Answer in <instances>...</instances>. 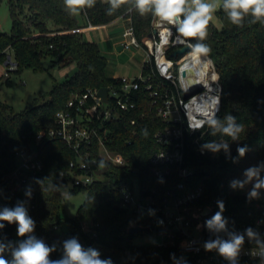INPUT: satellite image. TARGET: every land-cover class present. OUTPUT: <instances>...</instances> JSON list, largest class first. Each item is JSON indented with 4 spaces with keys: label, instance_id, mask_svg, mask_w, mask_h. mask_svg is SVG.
I'll list each match as a JSON object with an SVG mask.
<instances>
[{
    "label": "trees",
    "instance_id": "16d2710c",
    "mask_svg": "<svg viewBox=\"0 0 264 264\" xmlns=\"http://www.w3.org/2000/svg\"><path fill=\"white\" fill-rule=\"evenodd\" d=\"M7 1L11 29L9 33H0V64L10 57L15 64L11 71L16 73L24 69L49 72V68L69 65H75L76 71L62 82L55 81L50 92L41 94L20 113H15L12 107L0 101V211L4 207L14 208L18 203L23 204L35 224L31 235L35 234L38 240L55 248L51 255L53 260L62 257L66 240L77 238L85 248L99 250L102 259L110 257L112 264H142L151 259L152 246L135 245L134 241L152 236L154 229L129 233L130 227L144 224L135 222L130 210L122 207L120 186L129 182L134 187L132 180L137 179L141 188L164 193L182 184V192L202 188L200 206H209L213 199H224L222 217L226 223L220 233L225 240L232 234H243L245 239L241 247L264 246L260 240L264 232V189L259 191L257 198L249 197L252 188L246 193H233L231 189L240 176L245 159V155H238V147L247 146V152L255 151V168L264 166V24H252L246 18L243 27H239L228 20L222 9H218L216 13L221 28L217 29L209 22L207 37L202 41L210 48L208 56L214 63L221 85V109L217 116L223 121L230 114L244 126L245 131L238 140L233 141L219 133L213 135L208 125L194 136L186 130L182 167L191 170V174L180 178L177 171L172 170L168 176H156L152 172L150 158L163 147L156 142L155 135L168 124L156 114L161 99L153 98L146 87L149 83L154 90L161 83L170 85L152 72V65L145 63L142 75L150 76V80L146 84L139 83L133 91L134 107L120 112L115 121L96 125L97 134L102 137L106 149L120 154L125 166L114 167L104 162L103 179L86 188H78L71 185L72 174H76V170L71 171L69 167L77 154L61 139L49 134L58 128L56 113L66 108L70 98L88 89H118L119 78L106 75L107 59L96 43L87 41L79 32L82 26L77 15L69 13L64 0ZM108 7L107 1L96 0L94 7L82 9L79 15L93 27L125 19L132 24L138 44L144 47L150 33L152 14L128 11L131 5L125 4L113 15H108ZM189 40L191 44L197 43L196 39ZM172 53L168 52L169 58L178 60L172 57ZM46 59L50 60L48 68L44 66ZM2 78L0 76V87L10 82ZM159 91L163 93L164 89L159 88ZM39 134L44 136L36 143ZM214 140L228 143V150L214 153L204 147L205 143ZM33 147L42 162V171L36 175L29 174L23 185L8 180L19 164L17 152ZM97 148L94 144L93 155H97ZM259 175L264 179V170ZM29 189L35 196L26 203L24 196ZM65 191L70 194L83 191L86 194L73 217L61 216L62 193ZM219 211L218 206L214 214ZM64 224L69 229L66 233L60 231ZM249 228L258 234L257 240H249L246 235ZM16 229L15 224L7 223L2 229L10 234L0 238V244L6 248L5 258L11 254L9 246H18L14 242ZM157 257L173 264H188L189 261L178 248L172 247L159 249Z\"/></svg>",
    "mask_w": 264,
    "mask_h": 264
},
{
    "label": "built area",
    "instance_id": "2783aa9c",
    "mask_svg": "<svg viewBox=\"0 0 264 264\" xmlns=\"http://www.w3.org/2000/svg\"><path fill=\"white\" fill-rule=\"evenodd\" d=\"M154 29L156 33L152 38L148 37L144 47H141L136 40L133 26L129 23L122 33V47L126 50L130 47L145 50L147 59L143 64L152 65V72L170 85L161 83L155 90L151 83L146 87L153 98L161 99L156 114L168 124L155 135L156 142L163 149L155 152L150 158L152 172L158 177H164L176 170L180 178H185L191 174V170L182 167L185 131L191 136L200 133L207 126L205 121L215 110L218 101L219 111L216 115L219 114L221 85L214 63L208 55L197 57L188 68L186 65L192 58L184 57L191 53V50L181 57H176L178 60L169 58V51L174 52L191 44L188 38L180 36L175 26L153 17L150 32ZM4 65L8 71L15 69L10 57ZM8 71L4 74L6 78L9 76ZM149 80L150 76L144 77L141 68L137 78L122 77L119 78L118 89L107 88V102L102 101L99 90L88 89L70 98L66 108L56 113L58 128L49 134L61 139L77 154L76 160L69 165L71 171L76 170V174H72V187L86 188L93 182L102 180L104 169L100 167L101 161L114 167L125 166V160L120 154L106 149L102 137L97 134L96 125L115 121L120 112L132 109L133 91L138 88L139 83L146 84ZM193 84L200 85L201 89L187 97ZM159 88H163L164 92L160 93ZM43 136L44 134H39L35 139L36 143L40 142ZM197 139L198 137L195 142ZM94 144L98 147L97 155L91 153ZM16 156L19 164L8 178L11 182L17 181L23 185L29 174L36 175L42 171V162L34 147L20 150ZM132 183L136 187L135 192L129 182L120 186L121 205L130 210L135 222L144 224L134 226L144 230L153 228L154 234L159 238V242L152 246L150 251L151 259L142 264H173L157 257V251L167 247L178 248L189 260L188 264H264V246L241 247L235 261L220 256L217 250L205 249L206 242L217 238L224 239L220 231L209 229L206 223L215 215L214 209L219 203L224 204L223 198L213 199L209 206L203 207L199 205L201 187L182 192L183 185L178 184L171 190L158 193L156 190H148L147 187L141 188L137 179H133ZM34 196L32 191L30 195L24 196V201L29 203ZM205 210H208V213L205 214ZM8 236L10 234L0 229V238ZM260 240L264 243V232L261 233Z\"/></svg>",
    "mask_w": 264,
    "mask_h": 264
},
{
    "label": "clouds",
    "instance_id": "9594fccd",
    "mask_svg": "<svg viewBox=\"0 0 264 264\" xmlns=\"http://www.w3.org/2000/svg\"><path fill=\"white\" fill-rule=\"evenodd\" d=\"M96 0H64L66 9L72 15H78L84 8L95 6ZM109 5L108 15H113L125 4H130L128 11L135 10L140 15L151 13L154 18L162 22H167L176 27L181 37L196 39L197 43L190 44L191 56H207L210 52L208 45L202 43L207 37L209 22L213 19L214 13L222 9L228 20L236 26L243 27L244 21L264 24V0H107ZM219 103V101H218ZM218 103L215 110L206 119L205 123L210 128L213 135L220 134L227 136L231 140H238L240 134L245 131L244 126L236 122V117L228 114L221 121L216 113L219 111ZM204 147L212 152H219L221 149L227 151L228 143L210 141ZM248 151L247 146L238 147L237 152L243 157ZM100 167H104L101 161ZM261 168H249L245 172L246 179L242 182H233L232 187H243L245 184L255 181L249 193L250 198H257L259 191L264 189V179L260 178ZM27 194H31V189ZM65 199H70V193L63 192ZM220 211L212 219L208 220L207 227L216 231L225 229V220L222 217L224 205L219 203ZM7 224L17 226L18 237L25 238L18 243V246L11 247V259L3 255L6 248L0 244V264H112V260L102 259L99 250L89 247L85 248L77 238H71L63 244V255L60 259H51L54 247L47 246L42 240H38L31 235L34 231V221L28 215L23 204L18 203L14 208L4 207L0 211V229ZM249 240H257L258 234L251 228L246 230ZM243 234L230 235L229 239H215L205 243L204 247L208 251L217 250L219 255L229 261H235L241 246L244 243Z\"/></svg>",
    "mask_w": 264,
    "mask_h": 264
},
{
    "label": "rangeland",
    "instance_id": "374dc122",
    "mask_svg": "<svg viewBox=\"0 0 264 264\" xmlns=\"http://www.w3.org/2000/svg\"><path fill=\"white\" fill-rule=\"evenodd\" d=\"M107 1V0H104ZM217 12V11H216ZM214 13L213 19L210 23L217 29L221 28V22L217 13ZM78 22L81 26L86 25L84 19L78 14ZM11 29V19L8 9V1L2 0L0 2V33H9ZM121 30L116 28H96L88 30L83 33L87 41L96 43L102 53L107 59L106 75L109 77H127L129 79L137 78L140 75L143 63L147 59L146 53L135 47L118 51L117 47L122 42L120 38ZM12 60V59H11ZM50 60H44V66L48 68ZM14 70V69H12ZM8 71L4 64H0V76ZM76 71L75 65L67 67L49 68V72L45 70L33 71L32 69H24L19 73L8 71L9 76L2 78L9 79V84H4L0 87V101L12 107L15 113L22 112L26 107L32 105L41 94L50 92L55 81L62 82L67 75H73ZM175 73V70H173ZM255 151L247 152L243 161L240 176L234 182H242L246 179L245 172L247 169L255 167L254 163ZM255 181L245 184L243 187H232L233 193H246L251 190ZM134 192L136 187H133ZM238 189V190H237ZM86 194L83 191H78L75 194H70V199L63 197V211L62 217H73L77 209L83 204ZM67 225H62L60 231L66 233L68 231ZM25 238L18 237L14 233V242L18 244ZM159 242V238L154 234L152 236H145L134 241L135 245L139 246H155ZM7 259H11V254Z\"/></svg>",
    "mask_w": 264,
    "mask_h": 264
},
{
    "label": "water",
    "instance_id": "95a60500",
    "mask_svg": "<svg viewBox=\"0 0 264 264\" xmlns=\"http://www.w3.org/2000/svg\"><path fill=\"white\" fill-rule=\"evenodd\" d=\"M155 33H156V30H155V29L152 30V32L149 33V38H152L153 35H154ZM190 50H191L190 47L185 46V47H183V48H180V49L174 51V52L172 53V56H173L174 58H176V57H181V56L187 54L188 52H190ZM200 89H201V86H200V85H198V84H193L192 87L190 88V91L187 93L186 96H187V97H190V96L193 95L194 93L198 92ZM98 93H99V96L101 97L102 101H103V102H107V100H108V98H107V88H102V89H100ZM207 211H208V210H205L204 213H205V214L208 213ZM142 231H144V229L141 228V227H139V226H132V227H130V229H129V233H131V234L140 233V232H142ZM33 236H35V234H34Z\"/></svg>",
    "mask_w": 264,
    "mask_h": 264
},
{
    "label": "crops",
    "instance_id": "0c3cea01",
    "mask_svg": "<svg viewBox=\"0 0 264 264\" xmlns=\"http://www.w3.org/2000/svg\"><path fill=\"white\" fill-rule=\"evenodd\" d=\"M84 21L86 22V25H83L82 28L79 30V32H82V33H84L85 31H88V30H94L96 28H116L117 30L118 29L121 30L120 38H121L122 42L120 43V46L117 47V50L119 52L124 50L123 47H122V44L124 43V39L122 37V33H123L124 28L129 24L128 21H126L125 19L119 18L116 21H114V22H112V23H110L108 25L96 26V27L90 26L85 19H84ZM143 51L145 52V50H143ZM114 78H119V77H114Z\"/></svg>",
    "mask_w": 264,
    "mask_h": 264
},
{
    "label": "bare ground",
    "instance_id": "6f19581e",
    "mask_svg": "<svg viewBox=\"0 0 264 264\" xmlns=\"http://www.w3.org/2000/svg\"><path fill=\"white\" fill-rule=\"evenodd\" d=\"M197 57H199V56H191L190 53H188L187 55H185L184 59H185V58H186V59H188V58H192L191 61H190V63H188V64L186 65V68L192 66L193 62L195 61V59H196ZM205 63H206V61H205Z\"/></svg>",
    "mask_w": 264,
    "mask_h": 264
}]
</instances>
